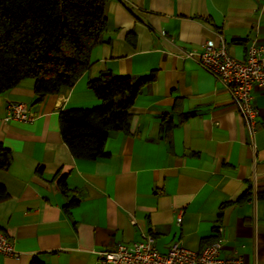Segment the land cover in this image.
<instances>
[{
  "label": "crops",
  "instance_id": "crops-1",
  "mask_svg": "<svg viewBox=\"0 0 264 264\" xmlns=\"http://www.w3.org/2000/svg\"><path fill=\"white\" fill-rule=\"evenodd\" d=\"M105 17L102 41L71 87L39 102L32 78L0 92V142L11 152L0 170L8 194L0 230L17 253H0V264H99L98 251L145 233L160 252L173 241L200 249L222 239L220 258L264 264V85L252 86L254 150L224 87L180 52L209 38L218 43L220 33L242 59L250 43H264V0H108ZM106 70L155 76L134 98L128 130L108 134L104 155L75 158L58 113L99 105L86 83ZM10 102L27 103L33 119H8ZM163 117L174 125L161 130ZM72 196L78 202L65 210Z\"/></svg>",
  "mask_w": 264,
  "mask_h": 264
},
{
  "label": "trees",
  "instance_id": "trees-1",
  "mask_svg": "<svg viewBox=\"0 0 264 264\" xmlns=\"http://www.w3.org/2000/svg\"><path fill=\"white\" fill-rule=\"evenodd\" d=\"M108 0H0V92L24 78L33 79L35 102L46 94L71 87L90 64L92 48L102 41ZM154 71L133 78L109 70L87 80V87L100 100L94 107L60 110L58 128L75 158L103 156L112 131L126 132L130 107L142 86L154 79ZM163 117L161 130L173 126ZM11 163V152L0 142V170ZM66 195L65 174L56 178ZM8 196L0 184V201ZM72 196L63 207L77 204ZM28 264H43L32 258Z\"/></svg>",
  "mask_w": 264,
  "mask_h": 264
},
{
  "label": "built area",
  "instance_id": "built-area-1",
  "mask_svg": "<svg viewBox=\"0 0 264 264\" xmlns=\"http://www.w3.org/2000/svg\"><path fill=\"white\" fill-rule=\"evenodd\" d=\"M218 43L206 39L199 50L181 49V55L191 58L199 67L211 74L227 91L236 111L241 115L250 137V146L256 149L254 133L257 129L259 112L252 103V86L264 85V43H250L242 59L231 56L220 33ZM6 117L30 121L34 113L25 102H10ZM182 210H176V223L180 222ZM220 231V227L216 228ZM222 239H213L200 249H189L173 241L165 252L154 246V238L145 233L134 242H119L112 249L97 252L99 264H242L241 254L236 257L220 258ZM0 253L16 256L12 241L0 230Z\"/></svg>",
  "mask_w": 264,
  "mask_h": 264
}]
</instances>
